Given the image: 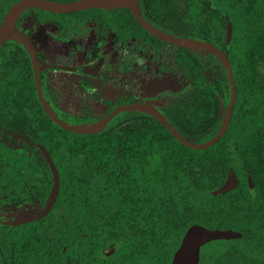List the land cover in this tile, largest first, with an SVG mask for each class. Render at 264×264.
<instances>
[{"label": "trees", "instance_id": "obj_1", "mask_svg": "<svg viewBox=\"0 0 264 264\" xmlns=\"http://www.w3.org/2000/svg\"><path fill=\"white\" fill-rule=\"evenodd\" d=\"M139 7L153 25L209 39L225 51L231 23L236 100L226 132L209 147L191 148L155 117L126 111L100 133H77L45 114L36 95H17V130L32 127L31 119L41 126L46 116L61 193L42 220L11 234L0 229V264H171L196 223L242 233L204 244L198 264H264V0H139ZM32 18L42 21L37 13ZM46 21L112 27L118 41L128 42L126 59L105 65L100 89L85 93L48 84L46 100L55 114L88 124L118 105L149 101L193 140L217 131L221 101L229 100L228 77L223 66L208 75L200 51L152 35L126 7L49 13ZM14 56L28 66L21 72L24 86L34 87L29 62L21 60L27 53L16 46ZM20 166L28 167L25 160ZM230 169L238 185L211 194ZM111 247L114 253L105 255Z\"/></svg>", "mask_w": 264, "mask_h": 264}, {"label": "flooded vegetation", "instance_id": "obj_2", "mask_svg": "<svg viewBox=\"0 0 264 264\" xmlns=\"http://www.w3.org/2000/svg\"><path fill=\"white\" fill-rule=\"evenodd\" d=\"M17 1L19 0H0V25L3 23L12 5ZM56 1L67 2L72 0ZM121 8L124 7L111 9L89 7L67 12H54L38 7H29L19 14L17 18L19 28L36 41L41 58L47 62L74 67L97 64L96 74L41 65L40 79L45 98L48 84L53 85L54 81H58L62 87L70 88L75 90V92L85 90V93H89L100 89V86H96V84H102V81L105 80V76L102 73L105 65L110 60L113 62L116 59H126V49L128 47L127 39L122 38L118 41L117 34L112 27L105 26L107 29L103 31L102 27L90 25L80 24L74 27V25L70 24L64 27L62 24H47L46 20L49 13L76 11L100 13ZM36 13L42 16L40 24H36L32 18V15ZM176 35L185 36L181 34ZM16 46L25 50L16 40H6L0 45V229H6L9 234L12 233L13 229L40 221L46 217L58 204L61 193V173L57 168L60 175V188L52 209L39 219H33L16 225L8 224L10 220L16 219L11 213L22 210H36L37 212L43 208L49 199L53 186L52 170L39 145L43 144L49 150L47 147L46 116L41 114V126H38L31 119L32 127L26 125L18 130L16 128V96L34 94L38 98L31 58L25 50L28 59L21 60L29 62L34 87L24 86V76L21 72L24 68H28V66H22L20 59L18 62L15 59ZM81 48H84L83 52ZM6 49L7 57L5 55ZM202 52L210 53L209 51L201 50V56ZM88 53L89 55H87ZM218 64L219 70L223 64L221 61ZM218 70L212 73H217ZM49 78L50 83L48 81ZM103 87L108 88V86ZM45 114H47L46 111ZM23 160H25L28 167L20 166Z\"/></svg>", "mask_w": 264, "mask_h": 264}, {"label": "water", "instance_id": "obj_3", "mask_svg": "<svg viewBox=\"0 0 264 264\" xmlns=\"http://www.w3.org/2000/svg\"><path fill=\"white\" fill-rule=\"evenodd\" d=\"M29 7H38L54 12H67L89 7H101L108 9L127 7L136 17L140 25H142L147 31H149L152 35L158 37L159 39L195 51L206 50L216 55L223 64L227 73L229 100L227 105H225V103L221 101V122L215 134L203 141L193 140L181 134L173 126L167 116L158 108V106L148 101H135L118 105L112 110H110L102 118L92 121L88 124H76L75 122L70 121L69 119H65L55 114L51 110L41 87V65H46L52 68H65L69 70L96 74L97 64L74 67L69 65L49 63L43 58H41L36 41L28 34H26L23 30H21L17 23V18L19 14ZM231 34L232 28L231 23L229 22L226 34V51L207 39L172 34L153 25L142 15L141 10L139 8V0H72L67 2L56 0H19L14 5H12L3 23L0 25V45L6 40H16L28 52L33 66L38 98L49 117L61 127L77 133H100L109 126L110 122L114 117L121 114L122 112L138 111L155 117L171 132L174 137H176L186 146L201 149L209 147L212 144L216 143L224 135L229 126L233 106L235 104L236 84L233 75V67L228 55L231 43ZM39 145L41 146L42 153L45 159L48 161L53 174V186L50 192L49 199L47 200L46 205L37 212L36 210H22L16 213H11L15 216L16 219L10 220L8 222V224L10 225L28 222L33 219H39L45 216L52 209L58 197L60 188V175L57 166L45 145ZM249 181L252 194L255 196V185L253 179L250 177ZM238 183L239 178L237 176V173L233 169H230L225 181L219 187L212 189L211 194L215 195L218 193H224L229 190H232L238 185ZM241 234L242 233L238 230L212 228L199 223L192 224L186 230L182 238L181 244L174 254L171 264H198L200 259V250L204 244L215 239L236 238L241 236ZM114 251L115 247H111L110 249L105 251V255L109 256L113 254Z\"/></svg>", "mask_w": 264, "mask_h": 264}, {"label": "rangeland", "instance_id": "obj_4", "mask_svg": "<svg viewBox=\"0 0 264 264\" xmlns=\"http://www.w3.org/2000/svg\"><path fill=\"white\" fill-rule=\"evenodd\" d=\"M202 58L208 75H210L213 71L218 70L219 68L218 62L215 59H213L208 53L202 52Z\"/></svg>", "mask_w": 264, "mask_h": 264}]
</instances>
